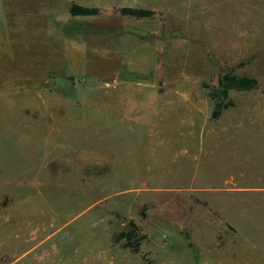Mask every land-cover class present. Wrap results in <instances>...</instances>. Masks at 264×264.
<instances>
[{
  "label": "rangeland",
  "instance_id": "rangeland-1",
  "mask_svg": "<svg viewBox=\"0 0 264 264\" xmlns=\"http://www.w3.org/2000/svg\"><path fill=\"white\" fill-rule=\"evenodd\" d=\"M118 1L114 15L128 5ZM136 1L159 10L145 26L146 43L163 48L158 67L70 66L72 53L59 51L56 37L47 35L74 0H0L1 264L17 257L25 259L20 264H41L37 254L49 252L54 259L56 244L73 261L76 251L89 254L90 235L100 237L94 243L134 256L130 262L117 257L115 264H264L262 138L237 149L243 172L257 173L243 181L240 195L174 191L192 186V173L198 172L194 187L206 183L203 160L187 155L202 147V134L234 124L264 125V0ZM159 28L161 36H150ZM227 73L255 78L258 87L232 90V106L213 120L216 101L204 84L218 89ZM146 92L156 94L160 105L153 126L123 133L130 125L120 124L127 103L141 105ZM205 126L210 131L202 132ZM127 133L128 148L121 147L119 136ZM204 146L214 143L206 139ZM118 154L145 179H162L139 180L136 186L143 187L127 189L134 181L109 177L108 163ZM180 171L189 176L170 180ZM131 221L145 237L138 253L124 248L125 240L114 242ZM45 238L49 243L32 253Z\"/></svg>",
  "mask_w": 264,
  "mask_h": 264
},
{
  "label": "crops",
  "instance_id": "crops-1",
  "mask_svg": "<svg viewBox=\"0 0 264 264\" xmlns=\"http://www.w3.org/2000/svg\"><path fill=\"white\" fill-rule=\"evenodd\" d=\"M74 1L75 4L82 5L83 7L98 8L100 13L97 16H72L70 12H68L66 15L55 16L56 28L49 31L47 37H56L53 42L60 47L59 51L72 53L67 56V60L71 62L70 66L93 67L92 65L101 63L105 64L107 67L140 68L158 67L162 64L163 60L161 58V53L163 48L161 44L157 43L156 47L152 42L146 43L145 37L148 35L147 32H149L145 27L147 19H136L130 16L114 15L113 10L116 2H119L118 0ZM123 2L128 4L126 7L148 9L155 12L159 11L156 8L133 5L139 3V1L136 0H123ZM169 13L172 14L170 10L167 11V14ZM149 34L150 36H161V29L159 28L157 31L150 30ZM156 96L157 95L154 93L146 92V94L143 95V97L146 98H144L141 105H129L127 103L129 107L123 114L125 121H122L120 124L126 125L128 123L130 125L128 127L123 126V133L132 131L133 126L137 125L141 128L153 126L152 116L156 113V108L160 106L158 105V97ZM166 105L170 104L167 103ZM253 105L254 104H252V106ZM257 105L258 104L256 103L255 106ZM193 106L198 107V105ZM221 127L223 130L219 131L220 133L218 134L213 133L215 132L214 130L211 132L206 126L203 127L201 131H210V134L201 135L200 142L202 147L198 149L197 152L193 150L192 152L187 153L192 162L198 163L199 160H203L202 177L206 180L204 186H199V188L194 187V180L198 175L197 172L194 175L192 173L190 177H187L188 180L192 178V186H187L186 183L182 188L179 186L181 189L174 191L202 192L210 197L240 195L245 189L242 186L243 181H250L253 177H256L255 175L257 173L254 172V169H246L249 173L243 172L242 165L239 164L236 155L238 156L240 154V152L237 153V149L241 147L243 142H248L251 147L259 140V138L264 140V125L234 124L229 126L227 130L225 129L227 127ZM252 127H256V130L252 129ZM183 128H186V132L193 131L192 125H187ZM114 130H116V128H114ZM119 138L123 141L121 147L122 145H125V147L128 148V133L123 134L122 136L120 135ZM190 138H193V134H190ZM206 139L209 143H214V146H204ZM221 141L227 143L228 146H215L216 143ZM119 156L121 155L118 154L112 163H108L110 170L109 177L134 181L127 185L130 186L127 189L139 190L144 184L141 183L136 186L139 183V180H154V183L158 184L156 180L162 179V177L157 178L156 175H152L145 179L141 176L145 174L135 171L134 166L128 167L123 159V156H125V158L127 156V150L124 151L121 160L119 159ZM172 176H174V178ZM172 176L170 175V180L178 182L189 175L185 176L180 171L176 176L175 174H172ZM220 179L223 180L221 182L222 184L219 183L218 185H221L217 186L215 183ZM150 190L155 192L165 191L162 187L155 186ZM220 210L222 211V209ZM81 230L82 229L78 232L79 238L82 233ZM97 237L98 236L96 235L95 237L90 235V247L88 248L90 249L89 254L76 251L77 253L74 256L73 261L71 260V257L65 253L66 250L64 251V246L62 244H56L53 246L55 252L53 253L52 258L54 259L50 258L51 256L49 252L47 254H45L46 252H42L40 255L36 253V260L41 264H47L50 260L55 261L52 264H115L117 257L126 259L128 262L133 259L134 256H131L129 250L120 249L118 247L112 248L108 242L104 243L101 242V240L94 243V240H97ZM47 239L48 238H45L44 241H40L32 247L30 251L33 249L31 252L35 253L36 249L41 248L43 245H47L49 243V240ZM82 246V248H86V243L82 242ZM76 250H78V248ZM109 252L114 253V255L112 257L108 256ZM1 256L2 254L0 255V264ZM23 260L25 259L17 257L14 259V262H11L10 264H20Z\"/></svg>",
  "mask_w": 264,
  "mask_h": 264
},
{
  "label": "trees",
  "instance_id": "trees-1",
  "mask_svg": "<svg viewBox=\"0 0 264 264\" xmlns=\"http://www.w3.org/2000/svg\"><path fill=\"white\" fill-rule=\"evenodd\" d=\"M69 12L72 16H97L100 13L98 8H87L73 3L70 6ZM123 16H130L136 19H148L156 15L155 11L124 7L121 9ZM258 87V82L255 78L238 77L231 73L224 74L219 80L218 89H210V87L204 84V88L209 89V97L216 101L215 107L212 113V119L217 120L221 117L224 110L231 107L232 103L228 102L229 94L232 90L236 91H252ZM145 237L139 235V230L136 224L131 221L128 223V229L121 232L115 237L114 242L119 243L121 240H125L124 248H130L132 252L138 253L140 243Z\"/></svg>",
  "mask_w": 264,
  "mask_h": 264
}]
</instances>
